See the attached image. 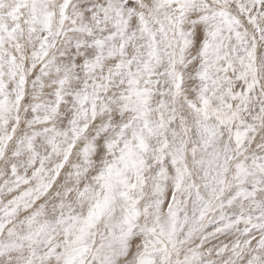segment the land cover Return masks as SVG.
I'll return each instance as SVG.
<instances>
[{"label": "snow or ice", "instance_id": "snow-or-ice-1", "mask_svg": "<svg viewBox=\"0 0 264 264\" xmlns=\"http://www.w3.org/2000/svg\"><path fill=\"white\" fill-rule=\"evenodd\" d=\"M0 264H264V0H0Z\"/></svg>", "mask_w": 264, "mask_h": 264}]
</instances>
